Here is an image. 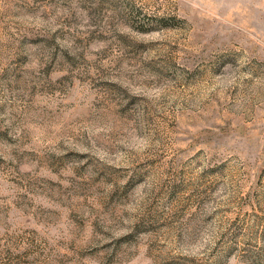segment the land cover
Masks as SVG:
<instances>
[{
  "label": "rangeland",
  "instance_id": "374dc122",
  "mask_svg": "<svg viewBox=\"0 0 264 264\" xmlns=\"http://www.w3.org/2000/svg\"><path fill=\"white\" fill-rule=\"evenodd\" d=\"M0 264H264V0H0Z\"/></svg>",
  "mask_w": 264,
  "mask_h": 264
}]
</instances>
